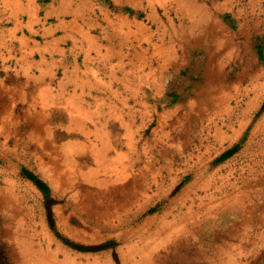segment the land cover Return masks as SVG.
Masks as SVG:
<instances>
[{
  "label": "rangeland",
  "instance_id": "1",
  "mask_svg": "<svg viewBox=\"0 0 264 264\" xmlns=\"http://www.w3.org/2000/svg\"><path fill=\"white\" fill-rule=\"evenodd\" d=\"M180 2L190 16L148 20L174 57L146 55V108L74 126L0 97V264H264V0Z\"/></svg>",
  "mask_w": 264,
  "mask_h": 264
},
{
  "label": "crops",
  "instance_id": "2",
  "mask_svg": "<svg viewBox=\"0 0 264 264\" xmlns=\"http://www.w3.org/2000/svg\"><path fill=\"white\" fill-rule=\"evenodd\" d=\"M164 1L172 7L161 12ZM180 1L191 3L0 0V97L24 99L29 108L60 106L70 112L74 126L84 124L83 115L93 105H101L99 114L109 118L126 114L133 108L132 100L146 108L140 94L143 87L160 94L155 71H145L146 55L161 48L169 59L160 63L161 68L174 57L171 43L151 42L153 26L148 20L164 15L175 19L178 10L190 16L189 8H183ZM135 58L140 74L133 78L134 84L128 67ZM256 94L260 98V92ZM119 109L125 112L119 113Z\"/></svg>",
  "mask_w": 264,
  "mask_h": 264
},
{
  "label": "trees",
  "instance_id": "3",
  "mask_svg": "<svg viewBox=\"0 0 264 264\" xmlns=\"http://www.w3.org/2000/svg\"><path fill=\"white\" fill-rule=\"evenodd\" d=\"M233 152V150L228 151L226 153H224V155L222 156V158L230 155ZM24 173L31 178L38 186L39 188L44 191L45 194H48V185L42 181L38 176H36L35 174H33L32 172L28 171L27 169H24ZM65 241L70 244L71 246L79 249V250H99V249H103L108 247L107 243L104 244H99V245H82V244H78V243H74L69 241L68 239H65Z\"/></svg>",
  "mask_w": 264,
  "mask_h": 264
},
{
  "label": "bare ground",
  "instance_id": "4",
  "mask_svg": "<svg viewBox=\"0 0 264 264\" xmlns=\"http://www.w3.org/2000/svg\"><path fill=\"white\" fill-rule=\"evenodd\" d=\"M50 176V175H49ZM61 214V213H60ZM59 216V215H58ZM44 226V225H43ZM60 227L62 228V230L64 231V232H66L69 236H71V237H76V238H78V236H79V234L81 233V231L80 230H78V229H75V228H73V227H71L69 224H68V218H67V216H66V218L64 219L63 218V220L60 222ZM48 234V233H47ZM78 239H80V238H78ZM15 247V246H14ZM19 249V248H18ZM22 252V251H21ZM67 255V257L68 256H70L71 255V253L70 252H67L66 253ZM15 257V256H14Z\"/></svg>",
  "mask_w": 264,
  "mask_h": 264
}]
</instances>
